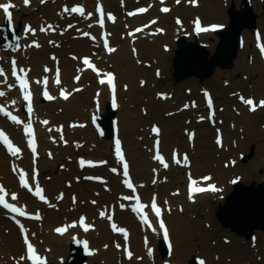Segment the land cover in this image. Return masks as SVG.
<instances>
[{"label":"bare ground","instance_id":"6f19581e","mask_svg":"<svg viewBox=\"0 0 264 264\" xmlns=\"http://www.w3.org/2000/svg\"><path fill=\"white\" fill-rule=\"evenodd\" d=\"M33 6H30L31 10L33 12L35 11V6L38 5V0H32ZM84 2H87L89 4H92V0H81ZM101 1V0H99ZM189 0H183V2H188ZM257 3H259L260 0H255ZM7 2V0H0V3ZM12 3L17 5H24L23 0H12ZM105 21H106V29L110 31V43L111 47L115 48L116 51L109 53L104 48L101 47V41H100V35H101V28L97 27L95 25V21L98 19L97 14H93L92 16H87V13L90 12L92 8H89L88 10H85V16L91 20L92 25L94 26L93 32L96 34L95 37L97 39V43L100 44V47L102 51L100 52V57L96 58L97 66L102 69L103 67L111 65L110 62H113L114 65L117 66V83L119 84L118 90H119V103L117 104L118 109H120L122 103L124 108L127 107V103L123 102L121 98V81L125 78H129L130 87L127 91L128 96V102L133 103L135 101V97L137 96V86L132 79H134L135 73L142 68V66H138L135 63V60L132 57V52L130 48H139V53L143 54L144 56H150V57H158L155 54L156 53H162L163 56L159 55L160 59H164L166 55H168L167 51L160 50L157 45V43L160 40L172 42L173 38L183 32V27L179 26L176 21H171L172 17V9L174 12H191L194 14H198L196 18H199L201 21V25H205L206 27L220 23L223 24L221 21H213L212 20H223L225 15L221 11L222 4L219 2V0H197L195 2L197 4L196 7H188L187 9H184L180 6H175L174 4H171L170 0H167L166 3L171 6V9L169 12L164 13L160 12L158 9L160 2L158 0H154L152 2V5H148V11L142 14H137L134 16L127 17L126 15H122V12L119 11L115 22H112L107 19L109 8H113L112 4L106 0L105 2ZM192 3V4H195ZM191 4V3H190ZM191 4V5H192ZM85 8H88L87 6H84ZM260 8V5H258ZM41 8V7H39ZM16 8L11 9L13 13V20L17 27L20 28V35L22 36L21 46L18 49V51L14 53H10L8 51L2 50L0 53V62L3 60L8 59L7 64L5 65L6 70L8 71V65L11 63V60L14 57L18 64H21L19 67H24L27 70H30L28 72V78L31 80L30 89L34 92V96L32 98V107L33 112L31 114V117H29L28 112L24 113L21 111V106L27 105V102L22 99V94L20 92L19 86L13 87L11 89L8 88L7 83H13L15 81V78L11 76V68L10 71L7 73L8 82H4V77H0L2 79V82L0 83V91H4L6 95L4 97H0V102L8 105V107L17 115L22 121L28 122L29 118L31 121H34L36 124V131H35V137L39 138L40 140V146L37 147V153L39 154L33 162V155L30 152V148L28 147V139L29 137L25 135L23 130V125H17L14 122L6 119L5 116H2L0 114V126H2L3 129H5L14 139L17 146L20 147L21 145H25V152H30V155L27 159H24L20 154L18 156H13L11 152L8 150L7 146L0 144V185L4 186L5 191L7 192V195L5 196L8 198L7 200L12 201L16 204H19L24 209L31 211L30 208L32 204H35L38 206V208L34 209H41L40 212V219L39 222L31 221L30 219L26 218H20V223L22 221V224L24 225V228L29 236L30 241L35 246L37 253L47 258L54 259L56 263L60 264H68L69 258L68 257V247L69 242L75 238L80 237H86L92 238V241L95 242L96 245L101 244H109L110 245V253L108 257L105 259V264H116L117 257H119L123 264H152L151 261L153 260V254L154 251L149 255V251L147 249L149 246H152L156 244L161 237L162 233L157 225H155V231L150 230L142 221H141V214H137L135 216V211H132V215L135 216V221L133 220V217L130 216L129 213L125 211H121L119 206L120 201H124L128 204L130 207L134 202L132 200H125V196H132V191H127L128 195H121V191L113 188H108V194H105V191H102L101 198H103L102 201L96 202L93 204L91 201H89L86 196L83 193V189H80V186H83L82 182L78 183L77 181H73V179L79 178L82 179L86 173H88L91 170H96L98 167H103L98 170L104 171L105 167H107L109 164L115 165L117 168V175L123 177V169L122 165L117 162V157L115 155V147L112 142L108 139H102L103 142V148L100 150L99 158L98 159H92L90 160L88 157H79L78 160H85V161H94L98 163V167L91 168L90 165H85L84 171H80L77 167L73 171L71 170L73 168V164H70L68 162L64 163V166L59 173L53 176L54 183L49 184L47 191H46V199L42 202L38 200L37 196L31 197L29 195V191L24 188H20V184H16V175L10 172V168H8L7 159L9 156L13 159H15V168L16 170H23V172L26 173V179L28 183H31V186H35L37 182H39V185H41V182H44L46 184V180H44L45 172L48 171H54L55 168V162L56 160H63V155L67 152H70L76 149V151L83 153V144H84V138L88 135H92L94 133V121H93V115L100 114V112L105 111V102L107 100L110 101V91L108 89L107 84H101L97 81V74L96 72L92 71L91 69H87L86 71L81 70L80 64L82 63H74L70 60H66L63 55L64 51L61 49L59 52L61 64L64 65L63 68V74L60 75L61 83L63 82L65 85H68V89L71 91V95L67 100L60 98L58 93L59 85L54 83V77L56 76V73L54 72L57 68V65L52 59H50V63L52 66V71H50L48 74L43 71L42 72V65L46 63L48 60L46 58H39L41 57L40 54L44 53L47 56V53L52 50V47H49L48 45L43 44V40L47 35H50L49 33L51 30H48L46 32H41L38 28L36 32L33 33H26L25 32V26L21 25V22L23 21L24 16H27V13H33L30 9L22 8L23 11H15ZM117 10V8H114ZM39 10V9H38ZM120 10V9H118ZM157 10V14L160 17H157L155 19V24H162L163 31L159 34L158 37L154 38L153 42H151L150 37L146 36L147 31H144L145 34L138 33L136 36L129 37L128 35L124 36L123 41L118 42V39L114 38V32L118 30L117 34H120V30L126 25H135L138 23H141L146 16H149V14L152 12L154 13ZM199 10H201L199 12ZM149 13V14H148ZM151 13V15H152ZM4 17V14L2 10H0V23ZM69 20L68 18L66 19ZM87 21V20H85ZM183 23V22H182ZM181 23V25H182ZM53 26L56 24L51 22L49 23ZM47 24V25H49ZM153 24V25H155ZM260 24L262 26L264 25V17L262 20H260ZM44 26V27H47ZM61 25V21L59 22L58 26ZM189 25H192L193 31L192 35L198 34L199 38L201 40H204L208 38L209 36H217L216 33L207 31L204 33H198L195 28V23L192 21V24L189 23ZM224 25V24H223ZM247 39H251L250 35H246ZM36 42L40 45V47L31 46L33 45V42ZM73 47L83 48L85 45H88L87 40L85 39H77V40H71ZM214 43L212 44V46ZM1 48V47H0ZM55 50V49H54ZM256 50L258 52V48L256 47ZM35 52H38V56H33ZM81 53V51H78ZM85 53V52H84ZM92 53V52H91ZM247 53V45L244 43L242 46V49L240 50V57L236 60V65L238 67L244 66L246 69L251 70V67L254 68L253 65L247 64L245 62V56ZM93 54V53H92ZM259 54V52H258ZM82 55H88V54H82ZM260 56V54H259ZM29 57H31L30 60ZM37 58H39L37 60ZM80 60V58H79ZM173 61V58H172ZM104 63V66L102 64ZM18 66V65H17ZM82 66V65H81ZM173 66V64H172ZM122 67L126 71H122ZM98 68V69H99ZM75 69L79 74H81V77L79 79V82H74V75L71 76L73 71ZM261 73L264 71V63L261 65V68L259 69ZM101 72V71H100ZM76 73V72H75ZM103 73V72H101ZM96 75V82L93 85L88 86L87 88H84L86 86V82L91 79V75ZM221 74V73H220ZM219 74V75H220ZM259 73H248L247 76H243L242 79H237L235 82H239L240 84L245 85V81H254L255 82V76ZM48 77L49 85L47 86V90L49 93L54 95L56 93L57 95H54L55 99L53 100H47L45 101L40 100L41 94L44 91V85L37 84L35 81L40 80L42 77ZM71 77V79H70ZM62 85V84H61ZM77 86H82L81 92L82 94H77L74 92V89H76ZM222 87V86H221ZM95 88L99 89L98 92H96ZM229 88V87H228ZM227 88V89H228ZM228 90H222L221 94L225 95V93ZM256 93L257 95H263L264 96V89L261 86L256 87ZM241 94V93H240ZM260 97V96H257ZM96 99H101V106L99 107V111H97L96 105H92L89 103L90 101H95ZM204 99V94H203ZM15 100L16 104L13 105L12 101ZM57 101V104L54 102ZM213 101L216 105V111H215V120L217 124V116H218V105L215 96H213ZM256 101V98H255ZM204 104L205 99H204ZM151 106L156 109L157 104L155 102H151ZM64 108L63 111L61 108ZM207 108V107H206ZM243 110H245L243 117H237L233 116L231 113L227 112L225 113L226 118H231L234 120L237 118V120L241 121L243 119L244 123L248 122V126L246 129V134H249L251 131L256 133L257 136H263L264 137V131H261L257 129V122L261 116H264V107H257V112L251 111L250 106H244ZM156 111V110H155ZM207 118H208V109L206 110ZM120 120V126L125 124V127L132 129L129 134L125 133V136H123V143L127 149L125 154V160H128L131 164L130 167L133 169V179L136 183L137 190L139 193H141L144 197V201L149 205L152 198V191H145V188L143 187L141 180L145 177L148 180H152V183H149V187L157 186L158 190L161 193H169L170 192V186L162 187L161 183L158 181L159 178H165L167 175L172 179H175L178 176V164H173L171 162V155L172 152L176 148H180L181 154L180 157L184 154H187L185 149L188 147H191L193 145L194 149H196V154L202 153V151L206 152L205 150H202L198 147L199 145H202L203 142H208L210 140L211 144V137H210V130L212 127L205 126L203 123L198 125L197 129V137L192 144V142L183 143L181 140V137L183 135V132L174 133L173 136L170 138L168 137L162 130L159 133V136L157 137L156 134L151 133L150 138L147 136L148 130L146 129V125L151 123L152 121H155L153 118V112H151L150 116H146L142 118L139 121V126L137 128H134V126L131 124L130 120L123 122V115L122 113L117 114ZM124 117H126L124 115ZM264 120V117L260 118ZM47 120L49 121V124L45 125L42 123V121ZM87 121V122H86ZM175 120L172 119L171 122H174ZM83 122H86L83 124ZM75 125V126H73ZM80 125H83L81 127ZM164 126H166L163 123ZM220 125V124H218ZM140 126L144 127L143 131H139L138 128ZM177 127L182 128L181 125H177ZM214 128V127H213ZM49 129H52V131H49ZM57 129H64V139L61 140L62 144L57 149L60 150L58 156L57 155H51L50 159L48 160V149L49 145H53L52 140L53 132H57ZM135 133H140L144 136L145 144L150 145L151 139L152 140V148L151 150H144L143 147H141L140 142L136 140ZM217 134V133H216ZM216 134L213 137L214 141H216ZM120 136V137H122ZM160 138L162 139L161 147H160V153L165 154V162L169 165L167 168H164L163 165L155 160L153 157L155 156L156 152L153 150V144L154 139ZM67 140H69L71 146L66 147ZM66 141V143H65ZM216 143V142H215ZM214 143V148H215ZM228 143L227 137H225L223 141V147H226ZM43 144V145H42ZM190 144V145H189ZM213 145V144H211ZM233 145L235 146L234 151L232 152L233 157L231 158V162H235L233 165H227L226 167H223L225 160L218 161L216 159H213L211 157V154L209 155V158L206 159V162L204 165H197V161L193 159L195 154H189V156L192 158L190 169H185L186 174L188 175L187 181L189 180V174L191 176H196L198 179V182L206 183L202 180V177L209 176L211 177V182H216L218 191L212 192L207 191L199 194L193 195V198L189 199L188 189H187V181L184 186V191L180 196H176L174 198L175 203H173L174 207L178 206V212L175 214V217L170 216L168 207L164 206L163 213L164 215H167V223L169 226V230L172 236V252L171 254L166 257L163 260L158 261L156 264H184V262L190 257V252L192 250H195L200 256L201 259L204 261V264H228L227 261L219 260L217 259L214 254L210 244L206 241L205 238H207L209 235L210 237H214L219 232V228L217 226H214V223L211 221V211H212V205L209 204V197L214 196L215 194H218L216 198L221 197V193L224 192L227 194L232 186L227 184L229 183V178H226V174L230 172L231 170L237 169L238 161L236 159V156L238 155V152L241 148L247 147L248 145H251L247 139L241 140L238 139L233 142ZM22 147V146H21ZM124 147V148H125ZM252 147V146H251ZM257 148V156L256 159L251 161L249 165L258 163L257 171L258 173L260 169L263 167V163L260 157L263 156L261 153L264 148L258 144ZM134 149L137 151L134 153ZM216 150L218 148H215ZM251 158L255 155L256 150L252 151L250 148ZM111 153V159H106L105 157H110ZM42 155V156H40ZM62 156V158H60ZM193 156V157H192ZM141 157V159H140ZM12 160V159H11ZM10 160V163H12ZM101 161H105L106 163L101 164ZM141 162L145 163L144 169H139L138 166ZM244 163V162H241ZM238 164V165H237ZM222 167V168H221ZM33 168L36 169L38 172V175L36 176L35 180L33 177ZM13 169V166L11 167ZM155 170V171H154ZM21 173V172H20ZM19 173V174H20ZM91 174V173H90ZM260 178H256L257 181H264V177L262 174H259ZM88 177V176H87ZM104 179L106 177L102 176ZM262 177V180H261ZM108 179H110V176H107ZM63 179H69V182L72 184L71 188L69 190H66L65 192L62 191L61 188H59V184L62 183ZM216 179V180H215ZM251 180V179H248ZM155 181V182H153ZM261 182H258V184ZM80 185V186H79ZM168 189V190H167ZM154 190V189H152ZM16 193L17 199L12 200L11 194ZM63 193V201L62 199H57L60 194ZM73 196L76 197V202L73 203ZM99 198V197H97ZM86 199V200H84ZM162 199V198H161ZM173 200V198H172ZM165 203H167L166 200H164ZM219 202H221L220 199H218ZM50 204L47 206L46 204ZM201 204L202 211H198V214L202 216L203 219L194 220L188 217V213L190 212V209L192 206H197ZM179 207H182L183 209L180 210ZM184 210V213H183ZM108 211V215L106 216V213ZM111 212H115L117 221H116V229L113 231L111 229V226L105 222L107 217H109ZM101 212H104L105 215L102 217L100 215ZM10 216V213L7 212L4 208L0 206V264H17V257L20 255H25L23 251L24 244L21 239V231L19 225H16L14 222L8 219ZM83 216L85 219H88V227L89 230L85 231L83 226L79 223V218ZM8 217V218H7ZM67 220L62 222L63 220ZM77 221V222H76ZM75 223V227H69L68 230L64 234H58L55 232V229L57 227H64V225H72ZM99 223V225H98ZM202 224V227H198L197 224ZM61 226H60V225ZM95 226L92 227V226ZM181 226V232L183 236V242L180 246V240L177 239V230L175 226ZM108 227V228H107ZM123 228L127 232V236L129 239V244H131L132 250V257L127 258L124 254V258H121L122 253V246L120 248H117V242L119 239H122L124 237V234L119 232L118 229ZM197 229V231H196ZM209 230V231H207ZM35 235H32V234ZM197 234L199 236L200 242L193 241L192 237L194 234ZM226 236L228 238V241L231 240V234L226 232ZM38 239H42L44 241V244L47 246L50 245V248L52 249V256L47 250L42 248V244L38 241ZM91 242V240H90ZM231 242V241H230ZM226 242V243H230ZM43 244V245H44ZM248 246H243L241 244H234L232 246H237L239 248L238 253L234 255L235 259H238L240 262L238 264H245L244 262V256L248 252L249 245L251 244V241H249ZM94 245V243H93ZM23 246V251H21V248ZM259 247V246H258ZM147 248V249H146ZM248 248V249H247ZM127 249V248H126ZM23 252V253H22ZM125 252V249H124ZM22 253V254H21ZM105 255L102 253V250L100 248H97L95 255L89 257L87 260L88 264H104L103 258ZM85 263V264H87ZM19 264H32L31 261H28L25 259L24 261H20ZM253 264H262V261L256 257L253 260Z\"/></svg>","mask_w":264,"mask_h":264},{"label":"rangeland","instance_id":"374dc122","mask_svg":"<svg viewBox=\"0 0 264 264\" xmlns=\"http://www.w3.org/2000/svg\"><path fill=\"white\" fill-rule=\"evenodd\" d=\"M47 1V3L43 4V3H38L40 5L41 8H34L35 11L38 12H33L31 10V8H28L30 6L33 5V1H30L29 5H25V7L29 10H31L33 13H27V16H24L23 21L21 22L22 26H31L34 29H38L41 26H46L47 24L53 22L56 24L55 27V31L54 33L50 34L51 37H45L46 42H48L53 48H55V54L52 53V51L48 54V56H46V54L43 53L40 54L41 57L39 58H46L48 61L44 64H49L50 63V59H52V57H55V61L58 63V58H59V52L61 51V49H63L64 51V55L63 57L66 60H70L71 63L72 62H76L79 64V56L81 53L83 54H90L89 50L91 47L96 45V41L95 39H93V36L91 34V29L92 27H87V26H82L78 25V24H90L91 20L89 18H86V20H88L87 22L83 23V19L82 18H78L76 20L74 19H69V18H74L77 15L80 16L78 13H71V12H67L65 13L63 11L64 7L67 6L69 8L73 7V6H77L80 5L82 7H84L81 4L80 0H45ZM97 0H93V8L90 10L91 13L95 12V4H96ZM106 1V0H105ZM108 2H110L113 6V8H117V11L120 7L121 10H130L132 7L138 5V4H149L151 2V0H130V2L127 4V6H124V2L121 6L120 4V0H107ZM187 1V0H186ZM210 1V0H208ZM236 1L237 4H239L240 0H234ZM219 2L222 4L223 7H221V11L222 13L225 15L223 20H212L213 21H221L223 22L224 25L228 24V14H227V8L228 6H230L232 0H219ZM252 4L254 6V10L257 14V25H258V29H259V33L264 37V25L262 26V24H260V20L263 19L264 17V0H260L259 3H257L255 0H252ZM258 5H260V8L258 7ZM190 6V2H182L180 3V7H183L184 9H187ZM23 6L22 5H18L16 7V11H23ZM39 9V10H38ZM89 8H87L88 10ZM112 12H115L116 10L111 9ZM201 10H199L200 12ZM125 13V12H124ZM126 15V14H125ZM152 15H155V13H152ZM171 21L173 20V23L175 21V18H181L182 19V26L183 27V32L181 34H185L189 40H193L194 36L192 35V25L190 26L189 23L192 24V21L196 18V16H198V14H194L191 12H174L171 14ZM151 16V13L149 14V16H146L145 19H148ZM69 19L68 21L66 19ZM61 21V25L58 24ZM29 23V24H28ZM69 24H72L73 27L72 28H68L67 26ZM95 24L97 25V22L95 21ZM162 26V24H155L154 28H160ZM132 26L127 25L126 27H123L122 30V34L118 35V42L123 41V37L125 36V32L127 28H130ZM19 27H18V32H19ZM120 30V31H121ZM36 32V31H35ZM83 32H88L90 33L89 36H83L82 33ZM150 35H152L151 33H149ZM246 35H250L251 39H247ZM1 36V33H0ZM155 38L158 37L154 36ZM77 38H84L85 40H87L88 45H85L83 48H78V47H73L72 46V42L71 40L77 39ZM254 35L248 30L245 29L243 30V43L245 42V44L247 45V53L245 56V62L247 64L253 65V67H251V70L246 69L244 66L238 67L236 64L235 66H233L230 69H223L220 67H217L214 74L210 77L207 78L203 81H200L198 78H196L195 76H192L191 78L182 80V81H175V79L172 76V58L174 56V51H175V47H176V37L174 38V42H165L163 40H160L157 45L159 47V51L165 50L168 51V55H166V57H164V59H160L159 55L163 56L161 51L160 53H156L155 55L158 57H150V56H144L143 54L138 53L136 56L132 53V57L135 60V63L138 66H142V68L140 70H138L135 75H134V79H132V81L135 82L136 86H137V91L136 94L137 96L135 97V101L133 103H129L128 102V96L127 94V89L130 86V82L129 78H125L121 81L122 83V89H121V98L123 100V102L127 103V107L124 108L123 103L120 107V109H118L116 112L117 113H122L123 115V122L126 120H130L131 124L134 126V128H137L139 125V121L146 117V116H150L151 112H153V118L155 120V122L152 125H158L162 128V131L168 136V137H172L173 136V132L174 133H178V132H183V135L181 137V140L183 143H188L189 142V131H196L198 129V125L200 124H204L205 126H210L212 127V129L210 130V137H211V145L210 144V140L208 142H203L202 145L198 144V147L201 148L202 150H205L206 152L202 151V153H198L196 154V149H190V152L192 154H195V156L193 157L194 160L197 161V165H204L206 162V159L209 158L208 154H211V157L213 159L216 160H220V161H224V165L223 167H226V164H231V158L233 157L232 152L235 149V146L233 145V142L238 139L241 140H245L247 139V141L251 144L248 145L246 148L243 147L239 150L238 155L236 156V159L238 161V166L237 169L235 170H231L230 172H228L226 174V178H229V182L232 183V179L233 178H242V180L246 183H251L252 181H256L258 182H263V181H257L256 178H260L259 174H262L264 177V150L261 152L263 154V156H261L260 158L263 159L262 163H263V167L262 169L259 170L260 173H258L257 171H255L257 169L258 163H254V164H250L251 161L256 159L257 156V146L258 144H260L263 148H264V137L261 136H257L255 135L256 133H254L253 131H251L249 134H246V129L248 126V122L243 121V119H241V121L237 120V118H235L234 120H232L231 118H226L225 113L229 112L231 113L233 116H237V117H243L245 110H243L245 105L241 100L240 97L243 96L244 98H246L247 96H254L256 98V103L258 101V99H264L263 95H257L256 93V87L257 86H261L264 89V71L263 73L260 72V68L261 65L264 63L263 62V58L259 57L258 52L255 48V43H254ZM219 40V37L217 38L216 36L213 37H209L204 39L202 42L200 40V42L205 43L208 47V49L210 50L211 53H213L215 51L216 48V44ZM154 40H152L151 42H153ZM214 43V45L212 46V44ZM165 45V46H164ZM243 45V44H242ZM0 53L2 51L3 46L0 44ZM166 48H169V50H166ZM6 50V49H4ZM17 50V49H16ZM16 50H6L10 53H14L16 52ZM18 51V50H17ZM78 51H81V53H79ZM85 52V53H84ZM38 52H35L33 56H38ZM239 57H240V53H239ZM238 57V58H239ZM11 58H13L11 56ZM37 58V60L39 59ZM95 58V57H94ZM237 58V59H238ZM31 57H29L28 60H30ZM236 59V60H237ZM76 60V61H75ZM235 60V63H236ZM8 59L3 60L2 62H0V67H3L6 71V74L10 71L11 68V63L8 65V71L5 68V65L7 64ZM73 64V63H72ZM112 66L110 67H106L104 69V72H106L108 69L113 68L115 70H117V66L114 65L113 62H111ZM58 66H64L60 63H58ZM44 67L42 65V71H43ZM122 71H126L124 69V67L121 68ZM77 71V69H76ZM251 72H255V73H259L258 75L255 76V82L254 81H245V85L244 84H240L239 82H235V80L237 79H242L243 80V76H247L248 73L251 74ZM159 73V74H157ZM221 73V74H220ZM220 74V75H219ZM72 76V75H71ZM71 79V77H70ZM95 80V76H92V80H88L86 82V86L88 87L89 85H93ZM141 81H143L144 83L141 84ZM2 82V79L0 78V83ZM94 86V85H93ZM126 86V87H125ZM222 86V87H221ZM86 87V88H87ZM95 87V86H94ZM229 87V88H228ZM228 88V89H227ZM204 89H209L211 90L214 95L216 96V100H217V105L219 106V110H218V116H217V126H215L213 128L214 125H211L207 119V114H206V106L204 105L203 102V92ZM222 90H228L225 95L221 94ZM241 93V94H240ZM78 94H82V92H78ZM163 94V95H160ZM165 96V97H164ZM260 96V97H257ZM43 99V96L41 97ZM151 102H155L157 104V108L154 109L151 106ZM55 104H57V102H54ZM89 103H91L92 105H96L97 107H99L101 105V99H99L98 101H90ZM195 103V107H192V104ZM188 104L189 107L185 108L184 105ZM61 109H64L63 107ZM156 110V111H155ZM63 111V110H62ZM105 112V111H104ZM257 112V111H255ZM124 115L126 117H124ZM201 117H204V119H201ZM264 116H261L260 118H262ZM257 122V129L264 131V120L260 119ZM174 119V122H171V120ZM163 123L166 125L164 126ZM210 124V125H209ZM220 124V125H218ZM150 125V123L148 124ZM151 125V127H152ZM177 125H181L182 128L177 127ZM117 126H118V132L119 130L121 131V133L125 136V133H128L132 130L130 128L125 127V124L123 125H119V119L117 116ZM147 126V125H146ZM220 128L224 131V135L225 137H227L228 139V143L227 146L224 147L223 149H215L217 148L215 145L214 148V139L213 137L215 136V132L216 129ZM139 131H143L144 127L140 126L138 128ZM197 134V133H196ZM57 133L53 132L52 136L53 137H57ZM198 135V134H197ZM135 138L137 141L140 142L141 147H143L145 145V139L144 137L140 134V133H135ZM102 139H106V138H100L97 130L94 127V133H92V135H88L84 138V144H83V153H80L78 151H76L75 148H73L74 150L67 152L63 155V160H56L55 162V168L54 171H46L45 172V177L44 180H46V184L44 182H41L42 187H44L47 191L49 184H53L54 183V178L53 176L56 175L57 173H59V171H61L60 169L63 168L64 163L68 162L70 164H73V168L71 169L72 171L74 169L77 168V158L79 157H88L90 160L92 159H98L99 158V153L100 150L103 148V142ZM152 143V139L150 140ZM39 143V142H38ZM53 145H49V149L48 152H51L52 155H57L59 154L60 150H58L57 148L61 146V140L57 137V139L52 140ZM40 144V143H39ZM41 145V144H40ZM43 145V144H42ZM68 146H71L69 140H67V144ZM22 146V147H21ZM19 148L21 149L20 155L24 158L27 159L30 155V152H25V145H21ZM252 146V147H251ZM150 149H151V144L149 145ZM255 148L256 153L255 155L250 158L247 162L241 163L242 161L240 160L241 155L243 153H247L249 152V150ZM25 149V151H24ZM144 150H147L143 147ZM188 149V148H187ZM177 150H179L177 148ZM137 150L134 149V153ZM187 152V150L185 151ZM32 154V152H31ZM42 156V155H41ZM48 156V160L50 159L49 154L46 155ZM60 158H62V156H60ZM108 158V157H105ZM12 159V160H11ZM141 159V157H140ZM10 160L12 163H10ZM189 160L192 161V158ZM190 161V162H191ZM193 162V161H192ZM7 164H8V168H10V172L12 171L13 174L16 175V184H19V172L21 170H16L13 171L11 170V167H15V159L11 158L9 156V158L7 159ZM93 164H96V162L93 161ZM232 165V164H231ZM145 163L141 162L140 165L138 166L139 169H144ZM79 168V166H78ZM113 168L111 167H107L106 168V172L110 173L111 175V179H110V185L111 188H118V189H122L123 188V184L121 183L120 180H117V173H113L111 172V169ZM116 168V167H115ZM187 167L185 166V163L183 160H181L180 162V168H178V176L175 179L170 180V177L167 175L165 178H159L158 181L161 183L162 187L165 186H170V192L169 193H161L158 190L157 186H152L150 188L149 187V183H152V180H148L147 178H143L141 180L142 185L145 188V191H152L154 192L153 194H159L161 198L163 199H167L170 200V203L168 206L170 205H174L173 203H175L174 198L178 195H181L184 191V186L187 180V174L185 172V169ZM222 168V167H221ZM80 171H82L80 169ZM88 173H91V175L93 176H98L101 180L102 183H93L91 182L89 179H85V177L87 176ZM88 173H86L84 175V177L82 179L76 178L73 179V181H78V183L82 182L83 186H80V189H83V193L86 196V198L89 201H96V202H100L103 200V198H97V190L100 189V186L102 187V185L106 184V181L104 179H102L100 177V175L104 176V173L98 169L93 170V171H89ZM89 175V176H91ZM187 177V178H186ZM248 179H251L252 181L249 182ZM216 180V179H215ZM262 180V177H261ZM39 183V182H38ZM72 184L69 182V179H63L62 183L59 184V188L62 189V191H66L69 190L71 188ZM21 189H23L22 187H20ZM103 188V187H102ZM105 191H108L107 189L103 188ZM154 189V190H152ZM168 190V189H167ZM105 194H108V192H105ZM222 194V193H221ZM31 197H35L34 195V188L32 193L29 194ZM217 195L211 196L209 197L208 201L209 204L212 205V211H211V221L214 223V226H217L219 228V232L218 234H216L214 237H210V235L205 238L206 241L208 242V244H210V246L212 248H214V250L212 251L214 256L219 259V260H223V261H227L228 264H238L240 261L238 259L234 258V255L236 253H238L239 248L237 246H232L234 244H241L243 246H248V242L251 241L248 239H245L244 237H240L238 236L236 233H234L230 228H225L221 225V223L217 220L216 216H215V207L218 204V198L216 199ZM214 197V198H213ZM173 198V200H172ZM86 200V199H84ZM63 201V199H62ZM47 206H49L50 204H46ZM34 208H38V206H36L34 204ZM180 210H182V207H179ZM125 211H129V209H125ZM170 211V216L175 217V214L178 212V207L177 208H169ZM198 211H202L201 208V204L198 203L197 206H192L190 209V212L188 213V217L194 220H201L203 219L202 216H200L198 214ZM184 213V210H183ZM133 217V220L135 221V217L133 215H130ZM86 221H88V219H85ZM67 221L66 219L61 221L60 224H62V222ZM105 222L108 224V221L105 220ZM99 225V223H98ZM202 224L198 223L197 224V229L198 227H202ZM92 227H95L94 225ZM108 228V227H107ZM176 230H177V239L180 240V246L183 242V234L181 232H183L181 230V226H175ZM89 229V228H88ZM196 229V231H197ZM209 231V230H207ZM226 232L231 234V242L230 243H226L224 236H226ZM258 235V241L256 243L251 244V246L249 245V249L248 252L246 253V255L244 256V262L245 264H253V260L258 257L259 255H262V264H264V231L261 230H256L255 231V235ZM84 237V236H83ZM86 238V237H85ZM74 240V239H73ZM71 240L69 242V247H68V256L69 254V250H70V244L73 241ZM87 240V238H86ZM91 240V242H90ZM193 241H198L200 242L199 236L195 233L192 237ZM38 241L42 244V248L47 250V252H49L52 256V249L50 248V245H46L44 244V241L42 239H38ZM89 241V242H88ZM123 241V242H122ZM128 248H132L130 245H127L125 241V238L123 239H119L118 240V244L121 243ZM88 243V247L91 249L92 253L91 255H95L97 248H100L102 250V253L105 255V257L103 258V262L105 264V259L108 257L109 255V249H110V245L109 244H101V245H96L94 241H92V238H88L87 240ZM94 243V245H93ZM44 244V245H43ZM107 246V247H106ZM259 246V247H258ZM109 250V251H108ZM132 250V249H130ZM21 251H23V246L21 248ZM23 253V252H22ZM21 253V254H22ZM158 254V255H157ZM157 254L154 255V258L156 257L157 259L155 260V262H151L152 264H156L158 261H160L161 259L163 260L165 258V256H162L160 252H157ZM170 254V253H169ZM169 254L167 256H169ZM23 255V254H22ZM20 255V256H22ZM90 255V257H91ZM19 256V257H20ZM166 256V257H167ZM19 257H17L16 261L19 260ZM193 257H198L199 262H200V256L199 254L195 251L192 250V252H190V257L184 262V264H190V261L193 260ZM260 257V256H259ZM121 258H124L123 255V249H122V253H121ZM89 259V258H88ZM47 264H60V263H56V261H54V259L51 258H47ZM190 260V261H189ZM88 264V263H87ZM116 264H123V261L117 257V261Z\"/></svg>","mask_w":264,"mask_h":264},{"label":"snow or ice","instance_id":"6c2138e0","mask_svg":"<svg viewBox=\"0 0 264 264\" xmlns=\"http://www.w3.org/2000/svg\"><path fill=\"white\" fill-rule=\"evenodd\" d=\"M24 4L25 5H29L30 4V0H23ZM45 0H41V3H44ZM161 2L163 3V0H161ZM181 2V0H176V3L179 4ZM190 3H195V0H189ZM16 5L12 3V0H7V2H3V3H0V10H2L3 14H4V18L5 20L8 22V25L9 27L11 28L12 27V21H13V13L11 11V9L15 8ZM63 11L65 13L67 12H71V13H78L80 16H85V9L80 6V5H77V6H73L71 8L65 6ZM148 11V8H144V7H141V8H138L136 9L134 12H128L127 15L128 16H134V15H137V14H142V13H145ZM161 11L164 12V13H167L170 11V9L168 7H163L161 8ZM96 12H98L100 14V18L97 20V23L100 25L101 28L104 27V24H105V14H104V9L101 7V5L99 4V2H97V5H96ZM87 16H92V13L89 12L87 13ZM107 19L112 21V22H115V17L111 14V13H108L107 14ZM177 24H180L181 21L179 20V18H177ZM156 21L155 20H152L150 21V24H155ZM195 27H196V30L197 32H207V31H214L218 28H221L223 27L222 25H217V24H213V25H210L208 27H202L201 26V21L199 20V18H197L195 21ZM68 28H72L73 25L72 24H69L67 26ZM144 27H148V25H145ZM41 32H46L48 30H54L53 28V25L49 24L47 25V27H44V26H41L40 29H39ZM36 29L32 28L31 26H26L25 27V32L26 33H35ZM136 33H139V32H142L143 31V28H136L134 30ZM157 31L159 32H162L163 29H158ZM83 36H89L90 33L88 32H83L82 33ZM129 35H134V33L130 32ZM93 39H95V37H93ZM260 39V36L259 34H257V40L259 41ZM13 40H19V37L15 35V33L13 34ZM31 46H35V47H40V45L38 43H36L35 41L33 42V45ZM4 47L6 48H12L13 45L11 43L9 44H6L4 45ZM16 47L18 48L19 47V44L17 43L16 44ZM258 47L260 48V52H261V55L264 56V44H258ZM104 48L109 52H114L116 51L115 48H112L109 46V43H108V40L107 38L104 39ZM135 49H133V52L135 53ZM53 60H55V57H52ZM83 64L88 68V69H91L92 71L96 72L97 76H101L103 75L104 77H106V79H100L99 80V83L101 84H107L112 93H113V107H116V101H115V76L112 72H106V73H101L100 70L91 62V60L88 58V57H84L83 58ZM30 70H27L23 67H19L17 66V60L15 58H13L11 60V76L15 78V81L13 83H7L8 82V77H7V74H6V71L3 67H0V77H4V82L7 83V86L9 89L13 88V87H16L17 85L19 86V89H20V92L22 94V99L24 101L27 102V111L29 113V117H31V114L33 112V107H32V93L30 91V81L28 79V72ZM44 71L45 72H49L50 69H48L47 67L44 68ZM79 71V69H78ZM159 74V73H157ZM75 80H79L80 77L77 75L76 77H74ZM48 77L45 76L43 77V80H37L35 81V83L37 84H41L43 83L44 85V91H43V96L45 99L47 100H53L55 99V97H53L52 95L49 94L48 90H47V85H48ZM55 83L57 85H59L61 83L60 81V70L59 68L56 69V78H55ZM144 82L141 81V84H143ZM126 87V86H125ZM75 91H79V89H75ZM6 95V93L4 91H0V97H4ZM60 95L63 99L67 100L69 98V95L70 93H66L63 89H61L60 91ZM160 95H163V94H160ZM205 95L208 97L207 99V105H208V108L211 109L212 108V99L210 96H208L207 93H205ZM240 100L247 106H250V110L251 111H255L257 107H264V100H260L259 101V104H257L252 98H247L245 99L243 96L240 97ZM12 104L15 105L16 104V101L13 100L12 101ZM195 103L192 104V107H195ZM185 108H188L189 105L188 104H185L184 105ZM0 114H3L4 116H6L9 120H11L12 122H14L15 124L17 125H23V130H24V133L26 136L29 137L28 139V147L31 149L32 151V155H33V162H35L37 156H38V153H37V149H36V140H35V134H34V130L32 128V123H31V119L29 118L28 122H24L22 121L17 115H13L12 112L8 111L6 109V106L3 105V104H0ZM211 115H213V113L210 112V117ZM201 119H204V117H201ZM95 120V118H94ZM43 124L47 125L49 124V121L47 120H44L42 121ZM75 126V125H73ZM81 127H83V125H80ZM49 131H52V129H49ZM57 131H60V129H57ZM152 133L156 134V136L158 137L159 136V133H160V129L157 127V126H153L152 129H151ZM193 136L192 133H189V139H191ZM61 140H63V136L61 135L60 137ZM0 142H2L5 146H7L8 150L11 152V154L13 156H18L21 152V149L19 147H15L12 143V141L9 139V137L5 134V132L3 130H0ZM55 142V140H54ZM66 143V141H65ZM217 143H220V140L218 139L217 140ZM159 145H160V141L159 139L157 138L156 141H155V148H156V154L155 156L153 157L155 160L159 161L164 168H167L169 165L164 161V158L160 155V152H159ZM52 153L49 152V156L51 157ZM115 155L117 157V162L120 163L122 165V169H123V176L126 178L123 180V183L126 185L127 188L129 189H133L134 190V184L129 180L127 179V177L129 176V165L128 163L126 162L125 160V156L122 152V148H121V142L119 139H116L115 141ZM173 161L176 162V163H180L181 161L177 158V154L174 152L173 153V157H172ZM188 160V157L186 154H184L183 156V161L186 163ZM80 163V166L81 167H84L86 164L87 165H92L93 162L92 161H85L83 159H81L79 161ZM101 164L103 163H106L105 161H101L100 162ZM13 171H16V168L13 167ZM111 171L113 173H116L117 172V168L113 167L111 169ZM155 171V170H154ZM38 175V172L36 171L35 168H33V179L35 180L36 176ZM85 179H100L99 177H85ZM211 179V177L209 176H204L202 177V180L203 181H209ZM155 182V181H153ZM235 182V181H233ZM20 183H21V186L24 187V188H27L30 192L33 190L32 187L29 185L27 179H26V174L23 173V170H21V175H20ZM197 184V181L192 179L191 175L189 174V199L191 200L193 198V195L194 193H203V192H206V191H212V192H216L218 191L217 187L214 185V184H208L207 187H196L195 185ZM42 189L39 185V183L37 182L36 185H35V192H34V195L38 196L42 201L45 200V196L42 195ZM7 195V192L5 191V188L4 186L0 185V206H2L4 209L8 210L9 212L11 213H14V214H18L19 216H29L30 218L32 219H37L39 220L41 217H40V214L39 212H37L34 216H30L29 213L25 212L24 209L22 207H17L15 204H12V203H9L7 202V200L5 199V196ZM63 198V193L60 194V196L57 197V199H62ZM11 199L12 200H16L17 199V196L15 193L11 194ZM73 203L76 202V197L73 196ZM125 200H132L133 197L132 196H125L124 197ZM136 201H137V205L138 206H133V211H137V212H141V220L143 223L145 224H148L149 227H151V222L149 221L148 219V216L146 213H143V209L146 207L145 205L143 204H139V197H135ZM93 204L96 203V201H92ZM121 207H123V205H121ZM151 209L152 211L155 213V217H156V220H157V223H158V226L160 229L163 230V238L165 241H168L169 239V234H168V230L164 224V221L160 218L161 217V209L157 206V203H156V198L155 196H153L152 198V202H151ZM100 215L102 217H104L105 213L104 212H101ZM14 220H16V216L14 215L12 217ZM108 219H111V217L109 216ZM85 222V217L81 216L79 218V223L81 225H83ZM16 223L19 225L20 227V231H21V234H22V239H23V243L25 245V250H26V256L25 255H22L19 257V260L17 261V264H19L20 261H24L25 259H27L28 261H31L32 264H47V260L45 257H42L40 256L38 253H37V250L35 248V246L33 245V243L30 241L29 239V236L24 228V225L20 223L19 220H16ZM75 223L72 224V225H68V226H65V227H57L55 229V232L58 233V234H64L69 227H75ZM114 230H117L116 229V225H113L112 226ZM88 230V227L85 226V231ZM155 231V228L153 229ZM119 232L123 233L124 234V237H125V241H127V232L125 229L123 228H120L118 229ZM32 235H35L34 233ZM255 239V238H253ZM107 247V246H106ZM117 248H120L121 245L120 244H117L116 245ZM169 247H171V245H169ZM85 248L87 249V242H85ZM127 255L129 258L132 257V253L130 251H127V249H125ZM149 255H151V249H149ZM199 264H204V261L201 260L199 262Z\"/></svg>","mask_w":264,"mask_h":264},{"label":"water","instance_id":"95a60500","mask_svg":"<svg viewBox=\"0 0 264 264\" xmlns=\"http://www.w3.org/2000/svg\"><path fill=\"white\" fill-rule=\"evenodd\" d=\"M229 26L217 31L220 41L215 53L200 45L197 41L188 42L185 36L178 40V47L173 58L174 77L177 80L199 77L200 80L210 78L217 67L229 69L234 65L238 56L242 40V31L249 29L258 34L257 14L254 12L250 0H241L240 9L233 3L228 10ZM3 40L9 42L16 30L9 27L8 22L2 28ZM18 43L14 40L13 47ZM115 112L110 104L107 105L105 116L98 118L97 124L106 137L115 133ZM246 157L244 160H247ZM216 216L224 227H229L240 236L251 238L256 230H264V183L244 184L238 182L226 198L224 204H220L216 210ZM161 252L166 255L167 247L160 244ZM71 258L68 264H85L89 253L85 248V242L75 243L71 250Z\"/></svg>","mask_w":264,"mask_h":264}]
</instances>
